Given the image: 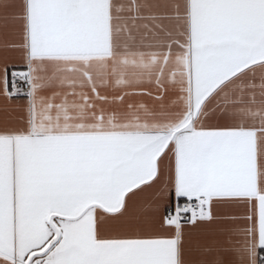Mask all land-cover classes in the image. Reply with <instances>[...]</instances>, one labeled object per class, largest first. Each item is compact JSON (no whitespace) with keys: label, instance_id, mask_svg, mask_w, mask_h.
<instances>
[{"label":"snow or ice","instance_id":"obj_1","mask_svg":"<svg viewBox=\"0 0 264 264\" xmlns=\"http://www.w3.org/2000/svg\"><path fill=\"white\" fill-rule=\"evenodd\" d=\"M0 264H264V0H0Z\"/></svg>","mask_w":264,"mask_h":264}]
</instances>
